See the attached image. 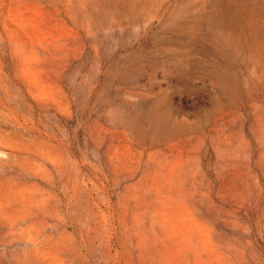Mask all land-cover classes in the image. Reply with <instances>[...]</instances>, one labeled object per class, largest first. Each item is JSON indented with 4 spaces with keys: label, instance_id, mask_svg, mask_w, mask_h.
Segmentation results:
<instances>
[{
    "label": "rangeland",
    "instance_id": "1",
    "mask_svg": "<svg viewBox=\"0 0 264 264\" xmlns=\"http://www.w3.org/2000/svg\"><path fill=\"white\" fill-rule=\"evenodd\" d=\"M239 1L0 0V264H264Z\"/></svg>",
    "mask_w": 264,
    "mask_h": 264
},
{
    "label": "bare ground",
    "instance_id": "2",
    "mask_svg": "<svg viewBox=\"0 0 264 264\" xmlns=\"http://www.w3.org/2000/svg\"><path fill=\"white\" fill-rule=\"evenodd\" d=\"M239 1V0H238ZM243 1V0H242ZM245 1V0H244ZM244 1H243V3H244ZM240 2V1H239ZM248 5V4H247ZM245 6V5H244ZM249 6V5H248ZM250 7H251V5H250ZM256 7V6H255ZM247 7H245V9H246ZM251 8H253L254 9V6L253 7H251ZM258 8V7H257ZM256 8V11L254 12V10L253 11H251V13H246L247 15H242V14H239V15H242V16H238V18H237V20L239 21V23H241V24H243V28H245L248 24L254 29V31H255V34H253V36L251 37V41L252 42H255V43H257L258 45H262L263 46V39H261V36H260V34H261V30L262 31H264L263 29H264V24L262 23V22H259V20H257V19H259V17H260V15H259V13H258V9ZM244 9V10H245ZM251 10V9H250ZM261 10H262V8H261ZM264 10V9H263ZM248 12V11H247ZM244 13H245V11H244ZM243 13V14H244ZM263 14V13H262ZM264 17V16H263ZM264 22V21H263ZM236 23V22H235ZM239 28H241L240 26H239ZM247 28V27H246ZM262 38H263V36H262ZM252 44V43H251ZM261 48V47H260ZM263 48V47H262ZM166 127V126H165ZM164 128V127H163ZM165 133V132H164Z\"/></svg>",
    "mask_w": 264,
    "mask_h": 264
},
{
    "label": "water",
    "instance_id": "3",
    "mask_svg": "<svg viewBox=\"0 0 264 264\" xmlns=\"http://www.w3.org/2000/svg\"><path fill=\"white\" fill-rule=\"evenodd\" d=\"M217 3H219V0H217ZM215 4H216V3H215ZM215 11H216V10L213 9L212 12H209V13H208L207 17L209 18L213 13H215Z\"/></svg>",
    "mask_w": 264,
    "mask_h": 264
}]
</instances>
